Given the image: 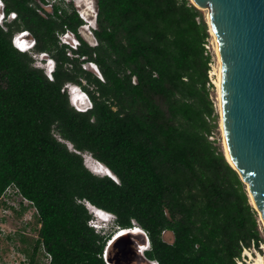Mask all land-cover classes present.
Returning a JSON list of instances; mask_svg holds the SVG:
<instances>
[{
	"label": "trees",
	"instance_id": "16d2710c",
	"mask_svg": "<svg viewBox=\"0 0 264 264\" xmlns=\"http://www.w3.org/2000/svg\"><path fill=\"white\" fill-rule=\"evenodd\" d=\"M2 1L17 15L0 24V197L13 186L35 207L40 226L28 264L40 247L50 264H108L113 231L89 224L85 202L114 214L117 227L138 224L150 243L144 255L159 264H238L243 246L258 247L247 185L212 137L218 114L200 8L191 0H96L91 45L77 32L72 3L70 12L55 5L45 16L32 0ZM66 27L79 40L74 57L57 36ZM20 30L34 38L33 51L54 58L51 79L13 45ZM86 60L103 79L82 67ZM69 82L91 107L71 104ZM85 152L117 180L92 172Z\"/></svg>",
	"mask_w": 264,
	"mask_h": 264
},
{
	"label": "water",
	"instance_id": "95a60500",
	"mask_svg": "<svg viewBox=\"0 0 264 264\" xmlns=\"http://www.w3.org/2000/svg\"><path fill=\"white\" fill-rule=\"evenodd\" d=\"M191 2L208 9L218 38L223 65V122L234 164L227 160L248 183L254 207L264 221V0ZM21 38L26 45L32 41L28 32ZM75 102L80 110L91 107L85 95ZM125 229L118 227L110 237L115 250L111 258L106 252L108 264H134L145 259L140 248L148 244V237L132 228L116 237Z\"/></svg>",
	"mask_w": 264,
	"mask_h": 264
},
{
	"label": "rangeland",
	"instance_id": "374dc122",
	"mask_svg": "<svg viewBox=\"0 0 264 264\" xmlns=\"http://www.w3.org/2000/svg\"><path fill=\"white\" fill-rule=\"evenodd\" d=\"M79 1L80 0H78V2ZM92 1H93V7L97 11L96 0H88L90 4ZM71 3L72 6L76 9L77 7L73 0H69V2L67 1L58 4H60V7L66 9L67 12H70L72 10ZM82 4L83 2H81V5ZM201 10L204 13V16L207 18V9L201 8ZM90 25L92 27V24ZM95 25L96 24H94V26ZM208 30H209V26H208ZM77 32L83 38L85 36L88 37L87 39H89V37H92V35L88 33V30L85 27L78 26ZM29 52L33 57L35 51L30 49ZM72 55L76 56L75 53H73ZM216 57L214 53V59L215 61H218L216 60ZM80 59H82V56L80 57ZM33 61H34L33 64H36V63H40L41 60L35 54V56L33 57ZM82 67L94 71L87 60L82 63ZM209 95L210 98L213 99L212 101H214V106L218 114V127L214 130L212 137L216 138L218 143H220L223 147L225 143H224L222 130L220 128L221 117L219 112L217 87H213V88L209 87ZM84 158L85 160L88 159L84 161L86 165L87 163H91L92 166L95 165L89 153L85 152ZM6 194L7 195H5L0 199V264H28L35 241L38 237V229L40 226L37 219L36 210L35 207L31 204V202L27 198L25 199V197H23L19 192H17V190L13 186H10L8 188ZM257 221H258V228L262 237L259 242L260 250L256 251V249H254L251 246L250 249L242 253V257L240 258V261L243 264L245 263L250 264V262L254 259V257L258 256V254H261L264 260V221L260 217L258 211H257ZM117 228L118 227L115 226V222L113 221L112 218V220H110L107 223L106 228L101 229L100 232H104V231L110 232L111 230L114 232ZM164 238L168 241H171L173 239L172 232L165 231ZM32 264H48V258L42 247H40L37 253L34 255ZM134 264H151V263L149 259L145 258L142 259V261H140L139 263L134 262Z\"/></svg>",
	"mask_w": 264,
	"mask_h": 264
},
{
	"label": "built area",
	"instance_id": "2783aa9c",
	"mask_svg": "<svg viewBox=\"0 0 264 264\" xmlns=\"http://www.w3.org/2000/svg\"><path fill=\"white\" fill-rule=\"evenodd\" d=\"M67 1L69 2V0H32L30 4L36 9L37 12H39L42 15L47 16L48 13L54 14L55 5L60 6V4H58V3H64V2H67ZM73 1L75 2V5L77 7L76 11H77L79 17L83 20V22L79 26L80 27H85L88 30V33H90L92 35V37H89V39H87L88 37H86V36L84 37V39L86 38L85 40H87V42L89 44L96 45L97 44V39L94 36L92 30H93V28L96 27V25L94 26V24H96L97 11L93 7V1L90 4L88 2V0H83V4L82 5H81L82 0H80L79 2H78V0H73ZM3 8H4V3H3L2 0H0V24L1 25H3V21H11V20L15 19L16 15H17L15 11H10L8 13H5ZM60 10L61 9L58 10V13H60ZM88 10H90V12ZM90 14H92V15L89 16ZM90 24H92V27H91ZM26 32H28V31L27 30L17 31L13 35V38H12L13 45L16 48H18L19 50H22V51L23 50H30L33 47V44H34V38L33 37H32V41H31L30 44H28V45L25 44L24 39H22L21 36L24 33H26ZM57 36L59 38V43L60 44L69 45L68 46L69 48H67V50H66L67 54L70 57H74L72 55L74 53L73 49L77 48V46L79 44V40L76 37L75 33L73 31H71L69 28L66 27L64 31L58 32ZM203 45L205 47V54L209 55V60H208V66L209 67H208V70H207V76H208L207 84H208V86L210 88L217 87L215 79L217 77L218 61H215V59H214V53H215V57H216L215 41H214V37H213V35H212V33L210 31H209V35L206 37ZM213 51H214V53H213ZM34 53L41 60L40 63H36L35 65L43 68L45 73H46V75L51 79L52 78V72H53V70L55 68V60H54V58L51 55H49L47 52H45V51L34 52ZM35 54L33 55V57L35 56ZM42 59H44V60H42ZM216 60H217V57H216ZM88 63L93 68V70L96 73V75L100 79H103L102 75H101V73H100V71L98 69L97 64L94 61H88ZM132 81L133 82L136 81L135 76H133ZM75 91H77L75 89V87H72L71 88V92H72L73 95H74ZM81 93L82 94L80 96H84L85 95L88 98L89 102H90V106H92V101L89 98V96L86 93V91H81ZM76 98L77 97H75V95H74V99H76ZM77 109L80 110V108H77ZM9 187L6 188L5 192L1 195L0 199L8 194V193L6 194V191L8 190ZM141 230L147 236L146 232L142 228H141ZM251 246L254 249H256V251L260 250V245H258V247L255 248L256 246L252 242ZM250 248L251 247H244L243 246L242 253L246 252V250H248ZM45 254H46L47 258H48V264H50L51 254L49 252H47V251H45ZM249 254H250V252H249ZM237 262H238V264H243V263H241L240 259H238Z\"/></svg>",
	"mask_w": 264,
	"mask_h": 264
},
{
	"label": "clouds",
	"instance_id": "9594fccd",
	"mask_svg": "<svg viewBox=\"0 0 264 264\" xmlns=\"http://www.w3.org/2000/svg\"><path fill=\"white\" fill-rule=\"evenodd\" d=\"M25 51H29V50H25ZM42 60H44V59H42ZM65 87L67 88V91H68V94H69V100H70L71 104L76 108L77 106H76V102H75V99H74V95L71 92V88L72 87H75V89L78 91L79 96H77V98L80 97L81 91H85V90L82 88V86L80 84L71 83V82L65 84ZM90 157L92 158V160L95 163V166L97 167V169H95V168H92V167L86 165L92 172H94L96 174H106V175L112 177L114 180H116L114 178V176L111 173L108 172L110 169L105 164H104L105 165L104 166L102 164V162L96 160L91 155H90ZM84 161H85V158H84ZM104 167L107 168V170H106L105 173H102L101 170L104 169ZM85 203H86V206L88 207L89 211L92 214V218L89 220V224L92 225L95 229L101 230L103 228H106L107 223L110 220H112V218L114 220V214H112L111 212H109V211H107V210H105L103 208H100V207H96L94 205H91V204H89L87 202H85ZM130 228H132L133 231H135V230H141V227L138 226V225H136V224H134L132 227L126 228V230H129ZM107 243L110 244V238L108 239ZM108 244H106V247H107ZM147 245H148V247H147V249H148L150 247L149 239H148V244ZM140 251H141L142 255L145 258H147L144 255V251L143 252H142V250H140ZM106 252H107V249L105 248L104 254H106ZM149 261H150L151 264H159L158 261L157 260H154V259L153 260L149 259Z\"/></svg>",
	"mask_w": 264,
	"mask_h": 264
},
{
	"label": "bare ground",
	"instance_id": "6f19581e",
	"mask_svg": "<svg viewBox=\"0 0 264 264\" xmlns=\"http://www.w3.org/2000/svg\"><path fill=\"white\" fill-rule=\"evenodd\" d=\"M82 2H83V0H82ZM205 9H207V8H205ZM206 20L208 22L209 31L212 33V35L214 37V41H215V52L217 54V60H218V72H217V77L215 79V82H216V85H217L218 100H219V112H220V117H221L220 118V128L222 130V134H223V138H224V143H225V145H223V147H224V152H225V155H226L227 159L231 163L234 164L233 159H232V156H231V153H230L229 148H228L227 141H226V133H225V127H224V122H223L222 89H221V84H222V66H223L222 65V57H221V53H220V49H219L218 38H217L216 33H215L214 29H213V26H212V23H211V19H210V13H209L208 9H207V18H206ZM81 94L82 93H80V95ZM74 95H75V97L79 96L78 91H75L74 92ZM86 160H88V159H86ZM87 165L90 166V167H92V168L97 169V167L95 165L92 166L91 163H87ZM106 170H107V168L104 167V169H102L101 172L102 173H105ZM108 172L113 175V173L110 170ZM114 178H116V177L114 176ZM116 180H117V178H116ZM246 185H248V183ZM248 192H249V196H250L251 203L253 204V206H256V203L254 201V197H253L252 193L250 192V190H248ZM258 212H259L260 217L262 218V214H261L260 210H258ZM126 231H128V230L125 229L124 231H122L121 233H119L118 235H116V237L119 236V235H121V234H123V233H125ZM147 247H148V245H142L141 248H140V250H142V252H143L145 249H147ZM250 264H264L263 256L261 254H258V256L254 257V259L250 262Z\"/></svg>",
	"mask_w": 264,
	"mask_h": 264
}]
</instances>
